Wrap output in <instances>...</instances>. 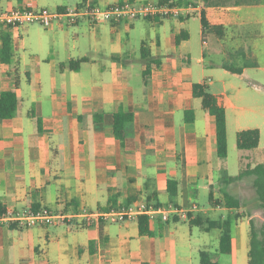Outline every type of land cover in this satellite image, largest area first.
<instances>
[{
  "label": "crops",
  "instance_id": "1",
  "mask_svg": "<svg viewBox=\"0 0 264 264\" xmlns=\"http://www.w3.org/2000/svg\"><path fill=\"white\" fill-rule=\"evenodd\" d=\"M123 1L0 0V8L66 11L87 3L105 8ZM129 1H168L192 8L177 19L81 20L48 29L37 24L0 29L12 39L11 63L0 62V92L14 90L18 99L15 115L0 122V211L71 215L141 201L181 209L195 204L198 210L189 216L203 222L218 221L212 213H222L221 220L232 213L215 205L222 195L215 186L220 159L214 118L201 99L192 96V85H203L224 108L227 132L228 111H240L232 119L237 132L244 129L239 125L249 111L245 84L264 57L256 42L261 34L254 30L264 25V0H230L249 4L204 9L208 28L202 30L200 24L198 32L203 45H189L187 22L192 17L200 22V0ZM35 29L42 30L44 45L27 60L25 51H33L25 48L24 38ZM15 39L24 51L20 56L13 50V45L18 47ZM118 111L133 114L122 143L112 128ZM188 111L193 121L185 115ZM170 179L177 182L173 196L167 190ZM205 197L206 207L199 203ZM249 220H238L235 228ZM149 227L150 235L139 234L136 220L0 226V264H200L199 252L204 250L193 247L195 226L188 219L163 222L157 216ZM213 231L219 232V240V230L205 233ZM249 249L250 229L243 227L234 237L232 231V253L224 256L236 259L240 251V264H248ZM211 256L219 264L217 249Z\"/></svg>",
  "mask_w": 264,
  "mask_h": 264
},
{
  "label": "trees",
  "instance_id": "2",
  "mask_svg": "<svg viewBox=\"0 0 264 264\" xmlns=\"http://www.w3.org/2000/svg\"><path fill=\"white\" fill-rule=\"evenodd\" d=\"M168 1H161L166 3ZM238 1L230 2V0H200V24L202 30L208 28L205 18L204 9L210 7H226L229 5H237ZM1 47H0V62L3 64H10L12 61V39L9 33L1 32ZM181 41L180 35L176 36L175 43L179 44ZM82 62V61H81ZM71 63L69 67L72 68ZM248 67H256L255 63L247 64ZM224 68H227L226 66ZM233 73H240L239 69H229ZM192 96L201 99L202 107L214 118L215 125V145L216 155L220 160L227 157V129H226V115L223 107L218 106L213 96L208 94L204 86L201 84L192 85ZM18 99L14 90H3L0 92V122L12 118L17 110ZM185 115H189L190 121H193L194 115L192 111H188ZM133 121V114L123 111H118L113 115V132L116 139L121 143L125 138V127L128 123ZM260 140L259 131L256 129L243 130L236 133V147L239 150H253L258 147ZM243 175L253 177L252 186L255 193V201L258 203L259 209L264 211V163L255 166L243 172ZM240 179L234 177H226L222 181L229 185ZM167 190L170 196L177 192V182L174 180L167 181ZM222 199L216 200L215 205H222L228 211L235 210L236 212L241 208V201L231 195L224 189H221ZM211 200V195L209 196ZM2 211H0L1 213ZM233 213V212H232ZM228 213L224 219L218 221H205L200 217L192 219L188 217V224L200 228L202 231H210L217 229L220 231L217 252L220 255H230L232 253V230L235 223L240 219L238 213ZM150 221L146 217H139L137 219L138 230L140 235H150ZM250 224V249L248 252V264H264V224L259 230L254 228V223L249 220ZM200 264H218L215 258H212L208 251L199 252Z\"/></svg>",
  "mask_w": 264,
  "mask_h": 264
},
{
  "label": "built area",
  "instance_id": "3",
  "mask_svg": "<svg viewBox=\"0 0 264 264\" xmlns=\"http://www.w3.org/2000/svg\"><path fill=\"white\" fill-rule=\"evenodd\" d=\"M192 7H180L170 2H144L136 4L126 0L105 8L89 3L79 5L66 11H48L25 6L22 8H0V29H16L25 25L37 24L45 29L58 26L76 25L81 20L91 24L99 22H131L137 19L180 18L189 14ZM198 210L193 204L188 209L173 205L166 207L151 206L145 202L136 201L118 209L104 211L81 210L76 214L52 213L48 210L27 211L23 213L5 210L0 213V226L16 224L18 227L53 226L58 224L70 225L75 220L90 226L101 222L120 223L137 221L146 217L149 221L159 216L163 222L172 217L187 220L192 212Z\"/></svg>",
  "mask_w": 264,
  "mask_h": 264
},
{
  "label": "rangeland",
  "instance_id": "4",
  "mask_svg": "<svg viewBox=\"0 0 264 264\" xmlns=\"http://www.w3.org/2000/svg\"><path fill=\"white\" fill-rule=\"evenodd\" d=\"M231 3L234 1H230ZM240 3V2H238ZM240 4H249V3H240ZM188 22L189 32L191 35V39L189 45H203L200 35L198 32L200 30V22L197 17H192ZM175 26L178 27L179 22H174ZM254 30H257L261 36L256 39L260 48L264 49V25L256 26ZM21 31V30H20ZM19 31V34H20ZM43 35L42 30L35 29V33H30L26 35L24 38V46L25 48H30L33 51V54H29V51H25V58L27 60L33 58L34 55H38V45H44L43 41L41 42V36ZM42 36V40H43ZM207 41V40H206ZM15 46L18 45L17 49L13 45V50L20 56V54L24 53L21 47L20 39H15ZM209 42L212 43L213 40L209 39ZM42 56V55H41ZM211 58V54H208L206 60L208 61ZM262 65H259L256 68L250 70L253 78L249 83L245 84V87L249 89L247 91L249 97V111L247 114V120L242 122L239 126H241L242 130H251L256 129L259 131L260 140L258 147L255 150L250 151H240L236 147V128H238L237 123L233 121L234 117L240 113L239 110L228 111L229 118V127L227 132V149L228 154L226 159L219 161V182L216 183V188L224 189L229 192L231 195H235L241 201V208L236 212L232 210V215L234 213H238L240 215V221L247 220L251 217V220L254 223V228L259 230L260 227L264 224V211L259 209L257 206V202L255 201V193L254 188L252 186L253 177L248 175H243V172L254 168L255 166L264 163V92L258 93L257 90L260 87L264 88V57L261 59ZM219 89V88H218ZM233 118V119H232ZM226 177H234L240 179L235 181L229 185L223 183V179ZM219 194V193H218ZM220 195H222L220 193ZM201 206H208L207 197L205 199L201 198L199 200ZM203 208V207H202ZM231 214V212H228ZM222 213L216 212L212 213L211 218L213 220H221L220 215ZM224 214V213H223ZM243 223V224H242ZM239 229L233 226V237L237 235V233L243 230L250 229L247 221L239 222ZM193 236H192V245L193 247H198L200 250L208 251L210 254L215 255L216 249L218 245L217 235L218 231H213L210 233L201 232L198 228L193 227ZM245 233V237H246ZM241 252L239 251L237 258H233L232 256H224L221 255L219 257V264H240Z\"/></svg>",
  "mask_w": 264,
  "mask_h": 264
}]
</instances>
